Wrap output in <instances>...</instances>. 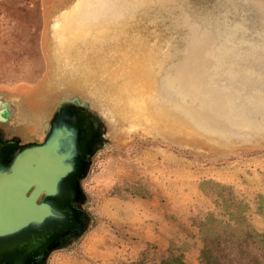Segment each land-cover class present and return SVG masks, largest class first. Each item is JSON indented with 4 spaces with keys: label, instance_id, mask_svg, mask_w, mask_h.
Returning a JSON list of instances; mask_svg holds the SVG:
<instances>
[{
    "label": "rangeland",
    "instance_id": "rangeland-1",
    "mask_svg": "<svg viewBox=\"0 0 264 264\" xmlns=\"http://www.w3.org/2000/svg\"><path fill=\"white\" fill-rule=\"evenodd\" d=\"M240 1L260 15L252 25L264 27L259 0ZM232 2L0 0V92L28 97L47 121L58 106H73L95 132L79 181L85 228L45 264H154L173 256L199 264L208 212L243 215V227L264 232V110L249 112L235 100L222 127L200 117V90L191 93L205 72H258L243 62L264 42L235 36L242 14ZM180 188L178 239L166 247L138 242L136 206L150 216L139 228L149 235L168 205L179 209Z\"/></svg>",
    "mask_w": 264,
    "mask_h": 264
},
{
    "label": "water",
    "instance_id": "water-1",
    "mask_svg": "<svg viewBox=\"0 0 264 264\" xmlns=\"http://www.w3.org/2000/svg\"><path fill=\"white\" fill-rule=\"evenodd\" d=\"M259 2L264 7V0ZM232 8L242 14L235 36L264 42V27L252 25L260 16L255 9L240 0H233ZM243 46L239 51L247 52ZM248 65L258 72L235 67L232 74L221 70L214 77L205 72L192 80L191 93L200 90V117L221 120L224 127L227 108L238 99L249 112L264 110V46L243 62ZM80 120L70 107L58 106L41 143L0 146V264H45L51 251L64 248L84 230V211L70 203L82 200L79 179L87 168H78L77 148L94 147L95 132L86 123L81 139L76 127Z\"/></svg>",
    "mask_w": 264,
    "mask_h": 264
},
{
    "label": "trees",
    "instance_id": "trees-1",
    "mask_svg": "<svg viewBox=\"0 0 264 264\" xmlns=\"http://www.w3.org/2000/svg\"><path fill=\"white\" fill-rule=\"evenodd\" d=\"M244 218L243 215L239 217L229 213L223 220L212 212L206 214L204 220L210 221L211 225L204 229L199 264H262L264 232H257L249 225L243 227L241 222ZM136 264L147 263L139 261ZM154 264L186 263L181 256H173Z\"/></svg>",
    "mask_w": 264,
    "mask_h": 264
},
{
    "label": "flooded vegetation",
    "instance_id": "flooded-vegetation-1",
    "mask_svg": "<svg viewBox=\"0 0 264 264\" xmlns=\"http://www.w3.org/2000/svg\"><path fill=\"white\" fill-rule=\"evenodd\" d=\"M53 99V107L50 113L53 112L55 107L59 105L62 100H65L66 97L61 96ZM72 105L75 104L72 103ZM48 115L47 113L45 115L38 113V110L31 104L28 97H23L21 95L13 96L8 92H0V146L4 144H16L17 146H21L31 142H42L45 134L48 133L51 128V119L54 114L50 116L47 121L46 117ZM78 115H80L81 120L80 123L76 122V127L80 128V136L82 137L81 139H83L87 119L82 112H79ZM46 122L47 127H45ZM93 151L94 147H88L87 144L77 148L78 168H83L85 164L87 165V163H89L91 158L90 154ZM80 180L81 178L79 181ZM42 195L43 194L39 196V199L42 198ZM78 203L77 201L70 204L75 208H80Z\"/></svg>",
    "mask_w": 264,
    "mask_h": 264
},
{
    "label": "crops",
    "instance_id": "crops-1",
    "mask_svg": "<svg viewBox=\"0 0 264 264\" xmlns=\"http://www.w3.org/2000/svg\"><path fill=\"white\" fill-rule=\"evenodd\" d=\"M176 198L179 196L178 204L179 209H174V205H168V214L163 213L161 214V218L158 216L159 221L156 224L157 228H155L149 235L148 233H144L139 231L140 226L144 227V225L149 224L150 222L146 218H150V216L147 214V211L141 210L140 207L136 206L135 208V223H133V226L137 229L134 233L137 236V241L145 244L146 242H153L155 244L161 245V246H167L168 243H171L172 240H177L180 236L179 233V224L184 219V211H183V198L185 196V193L182 188L179 190H176L173 194ZM136 204H138V201H136ZM176 207V206H175ZM127 212L128 215L131 213V201H128L127 205ZM122 220L124 221V224L131 226V218L129 216L122 217ZM128 222V223H125ZM119 253L122 251H125V248L119 247ZM191 262H194L193 259H191Z\"/></svg>",
    "mask_w": 264,
    "mask_h": 264
}]
</instances>
